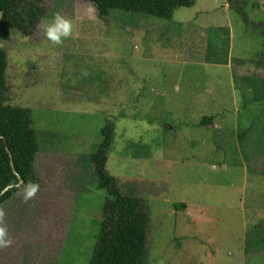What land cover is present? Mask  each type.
<instances>
[{
  "label": "rangeland",
  "instance_id": "obj_1",
  "mask_svg": "<svg viewBox=\"0 0 264 264\" xmlns=\"http://www.w3.org/2000/svg\"><path fill=\"white\" fill-rule=\"evenodd\" d=\"M41 2L38 26L60 13L73 34L57 46L37 26L30 37L12 30L0 40L5 103L31 111L40 145L36 197L25 203L17 191L0 205L14 240L0 264H89L109 197L91 154L109 123L107 168L122 193L149 206L148 264H264L263 246L244 250L256 241L251 228L264 231V0H195L170 20ZM208 17L227 19L224 32L236 36L230 67L199 59L181 66L195 47L202 58H224L215 26L202 34L191 26H212ZM202 115L217 116L221 130L196 127Z\"/></svg>",
  "mask_w": 264,
  "mask_h": 264
},
{
  "label": "trees",
  "instance_id": "obj_2",
  "mask_svg": "<svg viewBox=\"0 0 264 264\" xmlns=\"http://www.w3.org/2000/svg\"><path fill=\"white\" fill-rule=\"evenodd\" d=\"M78 1L94 5L101 17L118 10L164 20H170L177 9L191 8L195 3V0ZM45 14L41 0H0V40H8L12 30L32 36ZM6 64L5 53L0 50V205L28 181L39 184L33 168L40 148L37 131L30 110L5 103ZM216 117H204L200 125L210 126ZM114 138L115 126L109 123L102 129L101 143L91 154L98 187L109 197L102 210L100 230L89 264H148L149 206L143 198L122 193L118 180L109 172L107 162ZM255 227L251 228V236L256 241L247 242L246 251L251 247L256 250L264 247L263 228L254 230Z\"/></svg>",
  "mask_w": 264,
  "mask_h": 264
},
{
  "label": "crops",
  "instance_id": "obj_3",
  "mask_svg": "<svg viewBox=\"0 0 264 264\" xmlns=\"http://www.w3.org/2000/svg\"><path fill=\"white\" fill-rule=\"evenodd\" d=\"M208 12H210V11H207V13ZM142 16H146V15H142ZM187 18H189V19H191V16H189V17H185V19H182V22H186L187 20ZM197 18V17H196ZM202 18H204V17H202ZM156 19V18H155ZM220 19H222V18H220ZM160 20H162V19H160ZM199 20V19H198ZM198 20H196V21H198ZM207 22H209V21H212V22H209L208 24H212V26H210V27H208V25H207V23L204 21V20H201V24H199V27H196V23H194L193 25H191L192 27H194V28H198V30H200L198 33H200V34H202V33H205V31H207V30H213V26H215V28H216V30L214 31L215 32V39L218 41L217 43H218V45H216L215 46V49L217 50L218 49V47H219V45H223L224 46V44H226L227 45V48L225 49V51H224V58H222V57H220V55H216V53H219V52H215V53H213L210 57H207V58H202V57H200V56H197V54H200V49H198V48H194L193 46H192V48H194V50H193V54H194V56H193V58H191L190 57V55L188 54V53H185V54H183V59H184V61H183V63L181 64V66H183V64H187V63H190V62H193V59H199L200 61L201 60H206V61H213V62H215V63H220L221 64V66H222V64L224 63L225 64V66H227V67H230V62L229 61H231V58L233 57V52H235V51H233V43H234V39L236 38V36L234 35V37L233 36H231L230 38H228L227 37V35L228 34H226V32H224L225 30H226V23H229L228 22V20L227 19H225L224 21H223V23L221 24V20H219V18L217 17H215V19L213 18H211V17H208L207 19H205ZM255 23H258L257 21H260V20H257V19H255ZM186 24V23H185ZM187 24H190V23H187ZM192 24V23H191ZM242 28V27H241ZM199 35V34H198ZM228 38V39H227ZM178 39H183V38H181V37H179ZM225 42V43H224ZM227 42V43H226ZM205 46H207V45H205ZM206 49H207V47H206ZM227 49H228V52H227ZM146 52H148L147 50H146ZM221 52V51H220ZM157 53H160L159 51H157ZM163 54H165V55H167L168 54V50L167 51H163V53H162V55L161 54H159L158 56L159 57H163ZM173 54H174V59H176L177 57H178V54L175 52V50H173ZM215 54V55H214ZM214 55V56H213ZM195 56H197V58H194ZM252 58V57H251ZM250 60V59H249ZM249 60H246L245 62H247V63H249ZM187 61H189V62H187ZM239 62H242V61H237V63H236V69H237V71L239 72V74H241L242 72H240V70H239V66H240V64H239ZM148 69V68H147ZM146 69V70H147ZM232 70L234 69L233 68V66H232V68H231ZM192 71V70H191ZM147 74H148V72L146 71V77H147ZM181 75H180V73L178 72L177 73V78L178 77H180ZM180 83V85H181V89L180 90H182V86H183V84L185 85V81H183V79H182V77L181 78H179V79H177V83ZM189 87V85H186V88H188ZM175 91H176V89H175ZM207 109H209L210 108V106H208V107H206ZM204 117H211V116H206V115H202L200 118L198 117L197 119L195 118L194 120L192 119V122H196V124L195 125H197L196 127H199L200 126V121H201V119L202 118H204ZM257 124H256V126H255V128H259V127H264V124H262L261 126L258 124V122H256ZM258 125H259V127H258ZM210 126H212L211 128L214 130V131H219V130H217V129H219L220 128V130H221V124L220 125H217V129L215 128V126H216V123H215V121H214V123L212 124V125H210ZM256 132V131H255ZM257 134H258V132H256ZM259 137V136H258ZM238 147V146H237ZM243 167L244 166H242V165H240V168H241V174H242V177L244 178V180H243V184L245 185V182H247V177H244L243 176V173L245 172L244 170L245 169H243ZM253 177L254 176H252L251 177V179H253ZM254 178H256V177H254ZM256 181H258V180H256ZM255 181V182H256Z\"/></svg>",
  "mask_w": 264,
  "mask_h": 264
},
{
  "label": "clouds",
  "instance_id": "obj_4",
  "mask_svg": "<svg viewBox=\"0 0 264 264\" xmlns=\"http://www.w3.org/2000/svg\"><path fill=\"white\" fill-rule=\"evenodd\" d=\"M43 35L47 41L53 45H62L65 39H68L73 34V23L70 18H67L60 13H55L53 20L45 25H41ZM86 76L87 73L85 72ZM40 190V185L36 182L28 181L19 189V194L25 203L34 199ZM14 243L13 238L9 234L6 212L0 208V250L7 249Z\"/></svg>",
  "mask_w": 264,
  "mask_h": 264
},
{
  "label": "water",
  "instance_id": "obj_5",
  "mask_svg": "<svg viewBox=\"0 0 264 264\" xmlns=\"http://www.w3.org/2000/svg\"><path fill=\"white\" fill-rule=\"evenodd\" d=\"M0 19H1V15H0ZM10 156V155H9ZM10 165H11V167L12 168H14V164H12V162L10 161ZM19 179H21L20 177H18ZM6 191H7V189H6Z\"/></svg>",
  "mask_w": 264,
  "mask_h": 264
}]
</instances>
